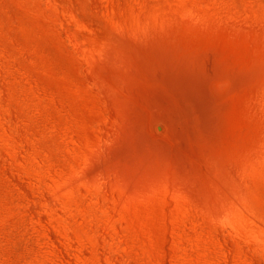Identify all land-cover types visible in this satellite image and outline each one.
Wrapping results in <instances>:
<instances>
[{
  "label": "rangeland",
  "instance_id": "obj_1",
  "mask_svg": "<svg viewBox=\"0 0 264 264\" xmlns=\"http://www.w3.org/2000/svg\"><path fill=\"white\" fill-rule=\"evenodd\" d=\"M0 264H264V0H0Z\"/></svg>",
  "mask_w": 264,
  "mask_h": 264
}]
</instances>
